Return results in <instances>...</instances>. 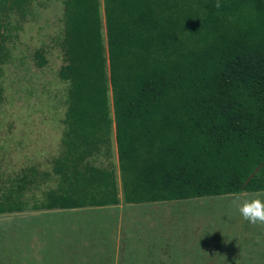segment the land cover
Masks as SVG:
<instances>
[{
	"label": "trees",
	"instance_id": "obj_1",
	"mask_svg": "<svg viewBox=\"0 0 264 264\" xmlns=\"http://www.w3.org/2000/svg\"><path fill=\"white\" fill-rule=\"evenodd\" d=\"M60 1L64 130L32 209L264 191V0ZM31 2L0 0V80ZM38 175L21 172L0 214Z\"/></svg>",
	"mask_w": 264,
	"mask_h": 264
},
{
	"label": "crops",
	"instance_id": "obj_2",
	"mask_svg": "<svg viewBox=\"0 0 264 264\" xmlns=\"http://www.w3.org/2000/svg\"><path fill=\"white\" fill-rule=\"evenodd\" d=\"M114 147L116 153L115 140ZM23 170L11 180L12 188ZM32 186L34 190V185H27L21 193L22 211L0 214V248H8L23 263L29 264L30 258L34 264L36 243L42 257L56 252L61 257L70 234L94 242L92 255L99 250L107 264H190L193 258L228 248L234 250L233 264H264V225L250 224L232 205L234 199L257 192L224 195L221 200L201 197L127 204L119 191L116 205L35 210L31 207L42 200L43 191L37 197ZM260 199L264 201V195ZM68 212L84 216L75 222L59 216Z\"/></svg>",
	"mask_w": 264,
	"mask_h": 264
},
{
	"label": "rangeland",
	"instance_id": "obj_3",
	"mask_svg": "<svg viewBox=\"0 0 264 264\" xmlns=\"http://www.w3.org/2000/svg\"><path fill=\"white\" fill-rule=\"evenodd\" d=\"M62 30L61 1L32 0L30 12L11 47V57L3 66L0 80V191L10 185L17 173L28 167H35L39 173L37 186L34 190L32 186L31 191L35 196L55 186L52 166L61 150L68 87L57 73L64 65L60 47ZM111 150L118 174L113 134ZM222 198L225 196L206 197ZM59 216L75 222L84 215L68 212ZM81 239L68 234L61 257L58 252L55 256L42 257L36 243L34 264H107V259L99 256V250L92 255L90 246L94 242ZM233 252L230 248L216 250L211 251V255L191 260H194L193 264H233ZM28 261L30 264V258ZM0 264H26V261L17 260L8 248H0Z\"/></svg>",
	"mask_w": 264,
	"mask_h": 264
},
{
	"label": "clouds",
	"instance_id": "obj_4",
	"mask_svg": "<svg viewBox=\"0 0 264 264\" xmlns=\"http://www.w3.org/2000/svg\"><path fill=\"white\" fill-rule=\"evenodd\" d=\"M215 7L217 9L221 7L219 2L215 4ZM261 195L264 193L257 192L251 196L246 195L243 200L232 201L233 207L238 210L241 217L253 225H264V201L260 199Z\"/></svg>",
	"mask_w": 264,
	"mask_h": 264
}]
</instances>
